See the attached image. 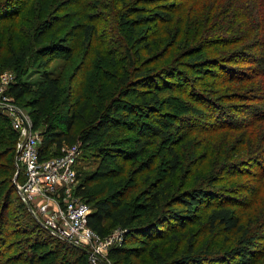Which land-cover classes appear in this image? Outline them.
Here are the masks:
<instances>
[{
	"label": "rangeland",
	"instance_id": "374dc122",
	"mask_svg": "<svg viewBox=\"0 0 264 264\" xmlns=\"http://www.w3.org/2000/svg\"><path fill=\"white\" fill-rule=\"evenodd\" d=\"M212 1L213 0H163L161 3H158V6H164L162 10L165 14L171 16L169 18L170 21L146 23L136 27L135 34H132L126 28L117 25V20L113 16L114 10L117 8V4L114 0H38L36 2L33 0L24 8L23 15H25L24 17L26 19L24 24L23 20L20 19L23 15L17 18L18 22L14 24L22 28H24V26L32 27V22L30 20L38 18L41 23L46 19H50L51 26H54L55 29L50 32V35L43 43L33 42L30 35L26 36L20 31L17 36L24 37V42L28 43V46H31L32 52L25 61H20L16 66H13L14 64L11 63L6 65L5 62L7 60L5 58L2 59L0 64V100H2L4 105H9L22 111L29 123L33 124L34 120L37 118V108L34 106L35 95L29 92L22 100H15L14 97L8 95V86L16 80H19V82L26 85L27 89H32L34 91L37 89V85L43 81L44 73L47 72L54 76L62 77L60 88L65 90L58 103L48 106L45 113L48 118L61 116L64 112L67 114L73 106H75L74 108H79L84 98L89 99L90 106L92 107L95 105L96 108L101 110L100 112L105 108L106 103L114 99L119 110L118 112L124 116H128V121L132 122L135 120L136 112L139 116L141 114L143 115L145 112L148 113L147 109L142 107V93H144L143 95L146 98H151V93L154 88H158L157 94L163 100V105L159 109H154L155 107H152V110H157L163 115L161 119L163 124L159 123L156 126L162 129H169H164L171 133L169 140L166 141L162 139L163 137L161 135L156 136V138H151L150 144L146 147V156H140L134 160L131 158V152L135 149L136 134L128 130V125L120 122L119 126H114L110 128L107 134H103L101 143L98 146L95 145L92 150L85 152V158H81L79 163V171L82 170L85 174L90 175L98 170V166L102 162L103 154L98 152L99 148L112 146L118 148L114 149V158L106 157L105 160L113 170V175L105 180L93 181L90 185L91 194H95L98 198H104L108 196L111 191L119 193V198H122L126 205L133 208L136 215L141 216L144 214V205L148 200L146 199V196H148V188H146L147 184H145V177L150 176L151 181L154 183L158 182V184L167 180L170 150H175L179 153L182 169L179 173L171 177L170 192L172 193L166 191V194L187 193L192 186L207 185L215 170V172L218 173L219 168L224 166L225 169H228V165L233 163H241L242 165H239L240 167L256 171L258 165L256 160L253 159L263 154L264 146L259 132L256 131L254 135L249 137L255 124H251L247 126V128L220 130L216 136L215 133L212 135L211 132L204 133L202 131H196L199 129V125L207 120L210 115V112L205 111L203 116L196 118L197 116L191 115V112L187 110V108L189 109L192 106L201 104V102L198 101V95H193L191 98L181 95L180 90L173 85L177 79L166 78V73L162 74L161 80L156 81L153 86L144 84L147 80L143 77L140 78L135 76V70L141 72L149 71L152 72L154 76L159 72V68L167 64H173L176 61V65L170 67V70L185 75L189 80L188 84L191 82L193 86H197L195 90L199 95L202 94L204 97H210L211 102L216 103V105L228 111L235 112L237 117L249 116V113L248 115L247 113H243L246 112L245 107L247 104H252L253 106L258 104L264 105L260 99V96L264 95V79H262L261 83L251 81L243 86L235 84L228 88V84H221V80L214 79L209 73L214 70L211 65H209L211 64L210 59L215 56L223 55L227 49L222 47L214 51L204 49L199 53L198 49L200 46H197L199 42H195L201 38V36H207L201 38L207 39L211 38L214 34L215 36H225L228 39H230L231 36L244 38L250 31L253 38L257 40L255 39L252 41L248 49H259L264 54V14L262 20H252L250 24L248 23L249 25H246L247 20L244 12V9L246 10L248 7L253 8L252 6H257L258 1L221 0V6L225 8V15L216 18L220 23V26L216 29V33L211 30L210 27L208 28L210 31L206 32L208 25L204 27L203 31L200 29V31L196 33L194 28L196 24H193V22L200 21L201 19L206 20L211 16L210 9ZM197 2H199V4L193 6ZM95 6L103 15L102 21L105 23L106 27L99 29L98 35L93 36L86 45H84L85 43H81L78 45L83 46L78 47L73 40H66V43H61L65 42V37H63L65 31H58V29L63 26L65 21H69V18L63 16L76 12L77 16L70 18L72 24L76 22L88 24V21L84 18L86 16L85 9L93 12L92 10H95ZM134 6L144 8V11L148 12V16H152L153 11L157 8V5L150 3ZM64 8H66V10H64ZM90 8H92V10ZM134 18L136 17H133V19ZM7 22L4 21L1 24ZM69 28H71V25ZM103 29H105V31H103ZM77 35L81 37V33H76V36ZM140 37L142 40L139 39ZM63 46H66V50ZM73 46L76 47L75 51L72 50ZM239 46L240 45H235L234 49H239ZM0 48H2V46ZM128 49L138 58L136 59L135 69L131 66L130 69H128L132 84L125 87L123 91L119 93L120 86L117 84L118 78L125 72L126 69L124 68L129 67V65H127L129 61L127 58ZM136 49L137 52L135 53ZM111 50L115 52L117 59L111 57L109 54ZM100 51L104 59L102 62L98 61V58H100ZM167 51L168 53L166 54ZM189 51L193 53H189L192 55L187 57ZM195 52H198L201 58L193 56L196 54ZM42 55H45V57ZM156 57L158 58L157 61ZM45 60H48L46 65L42 64ZM90 64L100 66L101 69H104L105 72H109V74H115L117 70L118 75H109V77L112 76L109 81L101 85L98 83L96 86L93 84L92 78L94 75L101 76L104 74L98 72V69H93V66L89 67ZM242 64L243 63L237 62V66H242ZM245 67L249 68L250 65L246 64ZM154 77L157 78L158 75ZM215 82L219 84H215ZM90 86L95 88L94 94L88 92L87 89ZM106 90L108 92L107 95L104 94ZM216 90L218 91L217 94L214 93ZM241 95L244 97L247 95V100H244V97H241ZM80 96L83 99L81 98L79 102L78 98ZM253 96L257 98L255 101L252 99L254 98ZM91 107H89V111L93 115V110L97 109ZM130 112H133L134 115L130 116ZM0 114L9 120L13 127V122H16L15 112L0 110ZM183 118L188 120H184ZM138 119L145 120L146 117L144 116ZM196 120H198L197 125L193 124ZM95 121L98 122L99 120L96 119ZM184 121L186 122V128L183 124ZM247 124L244 125L246 126ZM82 127H84V124L81 122L78 123L77 129ZM181 127H183L184 130H182ZM43 128L44 126L40 127L38 132H41ZM55 151V148L52 149L48 157H56L62 153L60 150L59 153L53 154ZM92 151L94 155L89 154ZM150 156L154 157L152 173H149L147 170L148 165L145 163L146 158ZM199 161L203 162L198 168ZM14 164L17 170L15 159ZM138 167H141V170L136 173L135 169ZM242 170L244 171L245 169ZM250 173L253 174V172ZM220 178L224 181L217 182L214 186H206L205 189L211 193H216L220 191L221 188H224V192L231 196L233 194H235L237 198H242V196H244L239 195L238 192H233H235V187L239 188L236 184L241 183L244 185L248 182L247 178L242 176L240 180H238L235 175L231 176L229 171L217 179ZM14 179L15 175L13 181ZM252 179L253 178L249 180ZM251 185L255 186L253 181ZM209 198L211 202V196ZM217 199L218 197H215V199H213L214 202L217 201ZM263 199L264 196L262 195L258 201L252 203L248 211H245V216L241 217L243 224L249 226L251 230L264 220ZM11 201L10 220L14 226H11L10 229V247H8L9 251L6 256L7 258L10 257L9 260L12 261L11 264L17 261L16 257L20 254L22 247L24 248L32 244H28L27 240H29V238L33 239V237L37 235H39L42 240L45 239L53 243V245H48L45 241H43L44 244L43 242L40 243L35 248L37 254L50 252L57 241L55 242L47 237L33 222L29 214L16 207V193L11 195ZM161 205V209H163V202ZM176 206L182 208L181 204L174 205V207ZM235 209L237 215L241 216L243 210H240V207H235ZM166 210L167 207L164 208L163 212L167 213L168 211L166 212ZM206 211L207 210L204 208L195 210V215L184 221L185 226L183 227H178L177 224L171 222L164 216L163 222L168 225L166 229L168 234H165L162 239L159 238L154 240L150 243L149 248L155 246L156 252H159L162 256L169 253L175 258L187 247L186 245L189 243L188 240H193L195 247H202L205 245L208 250L214 252L212 255L217 252L221 253V251L226 248L233 247L236 244L239 233H225L223 231L208 233L209 229L203 227ZM163 228L165 229V227ZM120 230L121 228L116 223L107 221L105 237L116 235ZM259 244L260 243H258L257 246H259ZM152 245L154 246L152 247ZM109 246H111L110 243L106 244L100 241L93 250L90 248L84 250L88 263L95 264V261H93L89 254V252L92 251L100 259L99 262L96 261L97 264H112V262L107 259V250L110 248ZM251 250H254V248ZM63 252H65V250L61 251V256L66 255L67 262L69 259L74 260L78 256L77 253L71 254V250L67 247L66 252ZM261 257L259 253H252L248 257V264H264V256ZM212 259L214 260L207 261L203 264H235L238 261V258H234L230 261L220 254H216ZM128 262L135 264V258H129L126 264ZM137 264L154 263L150 255L144 254L143 257L137 260Z\"/></svg>",
	"mask_w": 264,
	"mask_h": 264
},
{
	"label": "trees",
	"instance_id": "16d2710c",
	"mask_svg": "<svg viewBox=\"0 0 264 264\" xmlns=\"http://www.w3.org/2000/svg\"><path fill=\"white\" fill-rule=\"evenodd\" d=\"M31 1L33 0H0V47L2 46V48H0V64L2 59L5 58L7 60L5 62L6 65L11 63L14 64L13 66H16V64L20 61H25L28 55L32 52L31 46H28V43L24 42V37L17 36L20 31L26 36L30 35L33 42L43 43V41L50 35V32L55 29L54 26H51L50 19H46L41 23L38 18L30 20L32 22V27L24 26V28H22L14 24L18 22L17 18L23 15L24 8ZM36 1L38 0H35V2ZM162 1L163 0H114L117 4V8L114 10L113 16L116 18L117 25L119 27L126 28L130 33L135 34L136 27L146 23H153L155 21H170L169 18L171 16L165 14L162 10L164 6H158V3H161ZM257 1V6H252L253 8L248 7L246 10L244 9L245 18L247 20L246 25H249L252 20L258 21L259 19L260 21L263 18L264 0ZM148 3L157 5V8L153 11L152 16H148V12H145L144 8L134 6L141 4L145 5ZM198 4L199 2L195 3L193 6H197ZM211 4V16L206 20L201 19L200 21L193 22V24H196V26H194L196 33H198L200 29L203 31L204 27L207 25L206 32L210 31L208 29L210 27L211 30L216 33L217 27L220 26V23L216 20V18L225 15V8L221 6V0H213ZM90 9L92 10V8ZM94 9L96 11L92 10L93 12L85 9L86 16L84 18L88 21V24L80 22L72 24L70 18L77 16L76 12L65 14V16H63L65 18H69V21H65L63 26L58 29V31H65V34L63 35V37H65V42L61 43H66V40H73L76 45L81 43H85L84 45H86V43H88L93 36L98 35L99 29L106 27L105 23L102 21L103 15L99 12V9H96V6ZM64 10H66V8H64ZM24 16L25 15L20 18L23 20V24L26 21ZM133 17L136 18L133 19ZM4 21L10 22L1 24ZM70 25L71 28H69ZM103 31H105V29H103ZM76 33H81V37L78 35L76 36ZM203 37L207 36H201V38ZM201 38L195 41L199 42V45L197 44V46H200L198 49L199 53L204 49H209L210 51H214L219 47L227 49L223 55L212 57L210 59L211 64H209L214 69L209 72L210 75H212L214 79L221 80V84H228V88H230L232 85L239 84L243 86L251 81L261 83L262 79H264V54L259 49H248L249 44L256 39L253 38L250 31L247 36H244V38L231 36L230 39H228L222 35L215 36V34L211 38ZM139 39L142 40L141 37ZM235 45H240L239 49L235 50ZM80 46L83 45H78V47ZM63 48L66 50V46H63ZM75 49L76 47L73 46L72 50L75 51ZM129 49L127 50V58L129 60L127 65H129V67L124 68L126 70L122 73V76L118 78L117 82L120 86L119 93L122 92L125 87L132 84L128 69H130V66L135 69L136 59L138 58L137 56H134V54L131 53L132 51ZM136 52L137 49L135 50V53ZM198 52H195L196 54L193 56L201 58V56L198 55ZM167 53L168 51L166 54ZM189 53L193 52L189 51L187 57L192 55ZM109 54L114 59H117L113 50H111ZM42 56L45 57V55ZM99 57L98 61L102 62L104 59L101 51ZM157 59L158 58L156 57V61ZM237 62L243 63L242 66H237ZM47 63L48 60H45L42 64L46 65ZM175 63L176 61L173 64H167L159 68V72L156 74L158 75L157 78L154 77L156 75L153 76L152 72L149 71L141 72L135 70V76L140 78L143 77L147 80L144 84L147 86H153L156 81L161 80L162 74L166 73V78L177 79L173 85L175 88L180 90L181 95L189 98L193 95H198V101L201 102V104L192 106L189 109L187 108V110L191 112V115L197 116L196 118L203 116L205 111L210 112V115L207 120L199 125V129L196 131H202L204 133L211 132L212 135L215 133L216 136L220 130L247 128V126L255 124L249 137L254 135L256 131L259 132L264 146V126H262L264 125V105L258 104L253 106L252 104H247L245 107L246 112L243 113H247V115L249 113V116L237 117L235 112L228 111L223 107L216 105V103L211 102L210 97H204L202 94L199 95L195 90L197 86H193V83L191 82L188 84L189 80L185 75L170 70V67L176 65ZM246 64H249L250 67L246 68ZM91 66H93V69H98V72L105 75H94L92 81L96 86L98 83L101 85L102 83L109 81L112 76L117 74V70L115 71V74H109V72H105L104 69H101L100 66L90 64L89 67ZM109 75L112 76L109 77ZM61 78L62 77L60 76H54L51 73L45 72L43 81L37 85V89L34 91L32 89H27L26 85L19 82V80H16L8 86V95L14 97L15 100H22L29 92L35 95L34 106L37 108V118L34 120L32 128L34 131H39L40 127L44 126L41 131V159L46 158L51 154V148H55L56 151L53 154H57L65 145H73L75 143L79 144L82 148V157L84 159L85 152L92 150L95 145L98 146L101 143L102 135L107 134L110 131V128L114 126L117 127V125L119 126L120 122L128 125V130L136 134L135 149L131 152V158L134 160L140 156H146V147L150 144L151 138H156V136L161 135L163 137L162 139L166 141L169 140L171 133L170 131L164 130L169 129H162L156 126L159 123L163 124L161 120L163 115L157 110H152V107H155L154 109H159L163 105V100L157 94L158 88H154L151 93V98H146L143 95L144 93H142V107L147 109L148 113L145 112V114L144 112H140L144 114L139 116L136 112L135 120L132 122L128 121V116H124L118 112L119 110L114 99H111L109 103H106L105 108L102 112H100L101 110L96 108L95 105L91 107L89 99H83L82 94V97L80 96L78 98L79 102L81 98L83 99L79 108H74L75 106H73L67 114L64 112L61 116L48 118L47 114H45L48 106L50 104L58 103L62 93L65 91L60 88V83L62 82ZM216 83L219 84L218 82H215V84ZM87 90L90 94L95 93V88L92 86H90ZM214 93L217 94L218 91L216 90ZM104 94H108L107 90ZM248 96L251 97L250 95ZM241 97L244 96L241 95ZM246 97L247 95L243 99L247 100ZM253 97L254 98L252 99L255 101L257 98L255 96ZM260 99L261 102L264 103V95L260 96ZM89 107L97 109L93 110V115L90 113ZM133 115L134 113L130 112V116ZM144 116L146 117L145 120L138 119ZM96 119L99 121L96 122ZM80 122L84 124V127L77 129V125ZM183 124L186 128L185 121ZM193 124L197 125L198 120L193 122ZM244 124L247 125L245 126ZM181 129L184 130L183 127H181ZM17 140L18 133L11 126L9 120L0 114V264H11L12 262L9 260L10 257L7 258L6 256L9 251L8 247H10V229L11 226H14L10 220V205L12 203L11 195L13 193H16V207L29 214L37 227L44 232L47 237L57 242L50 252L37 254L35 248L40 243L43 241H45L48 245H53V243L45 239L42 240L39 235L34 236L33 239L29 238L27 243L32 244L24 248L22 247L20 254L16 257L17 261L12 264H66V255L61 256V251L65 250L66 252V247L71 250V254H78L74 260L69 259L67 264H88L86 252L71 245L65 240H61V238L59 239V237L44 229L31 215L27 205L21 200L16 192L13 177L16 173L14 154L16 152ZM114 149L118 148H115V146L99 148L98 152L103 154V158L102 162L98 166V170L90 175H87L85 172L80 170L79 178L81 179V182L78 189V195H80L93 209L92 214L88 218V225L94 232L104 238L106 236L107 221L116 223L122 230L126 231V233L122 236L121 243L119 245H114L109 249L107 259L110 260L112 264H126V261H128L129 258H135V264H137V260L143 257L144 254L148 256L150 255L154 264H203L207 261L209 262L210 260H214L212 257L216 254H220L230 261L234 258H238V261L235 264H248V257L252 253L256 252V254L259 253L260 256H264V220L261 221L257 227H254V229L251 230L249 226H245V224H243L241 218L245 216V211H248L253 202L258 201L262 195L264 196V148L263 154L253 159L256 160L258 165L256 171L240 167L239 165H242L241 163L228 165V169H225V167L222 166L219 168L218 173L215 172L216 170L213 172V178L211 176L207 185L192 186L187 193L180 194H166V191H169L168 193H172L170 192L171 177L179 173L182 169L179 153L175 150H170V159L168 162L169 173L167 180L158 184V182H152L150 176L145 177V184H147L146 188H148V196H146V199L148 200L144 205V214L141 216L136 215L133 208L126 205L122 198H119V193L111 191L109 195L104 198H98L95 194H91L90 185L93 181L97 182L102 179L105 180L113 175V170L110 168L109 163L105 160L106 157H115ZM93 151L89 154L94 153ZM202 162L203 161L198 162V168ZM145 163L148 165L147 170L149 173H152L154 157H147ZM242 169L245 170L243 171ZM140 170L141 167L135 169L136 173ZM227 171H229L231 176L235 175L238 180H240L242 176L248 179V182L244 185L237 183L236 185L237 187L239 186V188L235 187V192H233H238L239 195H244L242 198H237L235 194L232 196L229 195L224 192V188H221V190L216 193H211L205 189L206 186H214L217 182H223L224 180L222 178L224 177L220 179L217 178L224 173L226 174ZM250 172H253V174ZM251 178L253 179L249 180ZM252 181L255 186L251 185ZM210 196L211 202L209 198ZM215 197H218L219 200L217 199V201L214 202L213 199H215ZM263 201L264 199L262 202ZM162 202L164 204L163 209H161ZM179 204L182 205V208L179 206L174 207V205ZM165 207H167V213L163 212ZM235 207H240V210H243L241 216L237 215ZM199 208L207 210L204 215L203 227H207V229H209L208 233H214L217 231H223L225 233H239V237H237L236 244L233 247L226 248L225 250H222L221 253L217 252L212 255L214 252L208 250L205 245L202 247H195L193 240H188L189 243H187V247L179 256H176L175 258H173L169 253L162 256L159 252H156L154 245H152V247L154 246L153 248H149L150 243L154 240L159 238L162 239L165 234H168L166 231L168 225L163 222L164 216L171 222L177 224L178 227H183L185 226L184 221L188 218H192V216L195 215V210ZM163 227H165V229ZM258 243H260L259 246H257ZM252 248H254V250H251ZM127 264H131V262H128Z\"/></svg>",
	"mask_w": 264,
	"mask_h": 264
},
{
	"label": "built area",
	"instance_id": "2783aa9c",
	"mask_svg": "<svg viewBox=\"0 0 264 264\" xmlns=\"http://www.w3.org/2000/svg\"><path fill=\"white\" fill-rule=\"evenodd\" d=\"M0 110H10L16 114V122H13L18 133L14 184L35 220L51 234L82 250H93L100 241L110 243V248L119 245L125 230L102 238L88 225L93 209L78 195L79 163L83 158L79 144L65 145L61 155L41 159V132L33 130V124L29 123L22 111L4 105L2 100ZM89 254L95 264L100 261L92 251Z\"/></svg>",
	"mask_w": 264,
	"mask_h": 264
}]
</instances>
